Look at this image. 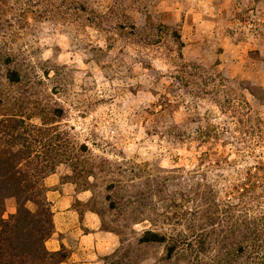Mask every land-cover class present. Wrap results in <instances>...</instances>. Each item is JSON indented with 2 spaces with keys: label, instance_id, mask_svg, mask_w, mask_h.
<instances>
[{
  "label": "rangeland",
  "instance_id": "rangeland-1",
  "mask_svg": "<svg viewBox=\"0 0 264 264\" xmlns=\"http://www.w3.org/2000/svg\"><path fill=\"white\" fill-rule=\"evenodd\" d=\"M4 50L22 83L8 84L0 62V100L27 125L62 133L71 159L45 186L55 176L89 196L120 236L111 264H183L138 243L151 224L140 220L193 204L187 177L204 154L231 165L223 179L210 173L222 188L259 176L264 0H0ZM174 124L189 137L177 139ZM7 205L6 220L16 212Z\"/></svg>",
  "mask_w": 264,
  "mask_h": 264
},
{
  "label": "trees",
  "instance_id": "trees-1",
  "mask_svg": "<svg viewBox=\"0 0 264 264\" xmlns=\"http://www.w3.org/2000/svg\"><path fill=\"white\" fill-rule=\"evenodd\" d=\"M0 56L8 84H21L22 73L13 66L14 59L5 50ZM186 69L183 64L181 71ZM45 125H27L24 117L0 100V264H52L61 259L45 246L54 226L44 179L49 174H60L59 167L69 155L65 145L60 144L62 133L55 126ZM171 129L178 130L174 136L179 140L189 137L176 124ZM82 148L87 150L86 146ZM200 160L201 165L187 177L194 186L190 199L193 204L187 199L179 206L173 202L163 204L162 216L140 220L151 224L138 243L164 246L169 262L177 258L183 264H264V180L260 176V172L264 174V163L256 166L259 176H252L249 170V184L222 188L218 181L212 182L210 173L218 171L216 176L223 179L222 172L230 165L227 159L212 162L206 153ZM30 163L34 166L31 169ZM174 179L186 177L178 170ZM8 203L16 206V212L6 220L3 215ZM28 203L36 209L28 208ZM87 203L85 209L92 210ZM100 220L104 230L119 236Z\"/></svg>",
  "mask_w": 264,
  "mask_h": 264
},
{
  "label": "crops",
  "instance_id": "crops-1",
  "mask_svg": "<svg viewBox=\"0 0 264 264\" xmlns=\"http://www.w3.org/2000/svg\"><path fill=\"white\" fill-rule=\"evenodd\" d=\"M46 184L54 230L45 246L61 258L52 264H111L121 240L116 233L102 228L92 210L85 209L89 196L55 176Z\"/></svg>",
  "mask_w": 264,
  "mask_h": 264
}]
</instances>
